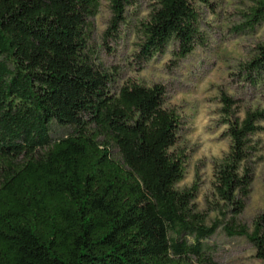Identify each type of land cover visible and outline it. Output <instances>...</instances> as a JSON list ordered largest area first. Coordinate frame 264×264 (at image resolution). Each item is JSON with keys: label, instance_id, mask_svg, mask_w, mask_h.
Instances as JSON below:
<instances>
[{"label": "trees", "instance_id": "obj_1", "mask_svg": "<svg viewBox=\"0 0 264 264\" xmlns=\"http://www.w3.org/2000/svg\"><path fill=\"white\" fill-rule=\"evenodd\" d=\"M102 0H0V264H217L203 242L196 189L177 151L180 117L160 85L114 80L93 61L89 20ZM105 37H116L137 0H104ZM209 0H156L140 24L138 64L164 54L180 60L200 40V8ZM264 22V0L246 14L247 28ZM264 84V42L241 68ZM230 141L213 165L210 212L228 237H244L264 264V211L248 232L236 225L253 172L252 138L264 111L239 118L221 94ZM64 135L57 136V132ZM115 149L116 157L111 149Z\"/></svg>", "mask_w": 264, "mask_h": 264}, {"label": "rangeland", "instance_id": "obj_2", "mask_svg": "<svg viewBox=\"0 0 264 264\" xmlns=\"http://www.w3.org/2000/svg\"><path fill=\"white\" fill-rule=\"evenodd\" d=\"M156 0H137L128 10L126 23L116 37H105L109 9L102 0L98 14L89 20L88 49L96 65L100 64L114 80V89L137 83L146 87L160 85L165 90V104L180 117L177 151L184 164L183 180L178 190L194 187L195 210L206 214V225L221 224L215 234L204 240L207 254L217 264H261L252 245L244 237H228L224 227L230 216L222 219L210 212L213 165L227 153L230 141L220 114L221 94L234 101L232 110L239 118L248 109L264 111V84H250L241 72L256 47L264 42V22L253 29L245 26L246 14L258 0H209L213 8H200V40L187 57L176 60L172 47L144 64L135 58L140 24ZM264 128V123L262 124ZM64 135V131L57 132ZM250 167L253 181L243 211L234 219L236 225L253 229L255 218L264 211V131L255 135ZM116 157L115 149H111Z\"/></svg>", "mask_w": 264, "mask_h": 264}]
</instances>
